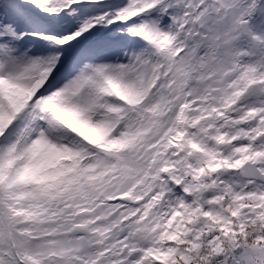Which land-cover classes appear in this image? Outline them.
Masks as SVG:
<instances>
[{
	"label": "snow or ice",
	"instance_id": "obj_1",
	"mask_svg": "<svg viewBox=\"0 0 264 264\" xmlns=\"http://www.w3.org/2000/svg\"><path fill=\"white\" fill-rule=\"evenodd\" d=\"M0 264H264V0H0Z\"/></svg>",
	"mask_w": 264,
	"mask_h": 264
}]
</instances>
